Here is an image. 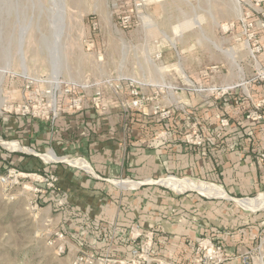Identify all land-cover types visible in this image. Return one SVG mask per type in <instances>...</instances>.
<instances>
[{
	"label": "crops",
	"instance_id": "1",
	"mask_svg": "<svg viewBox=\"0 0 264 264\" xmlns=\"http://www.w3.org/2000/svg\"><path fill=\"white\" fill-rule=\"evenodd\" d=\"M171 83L172 113L165 123L154 116L160 112L126 113L113 102L110 109L71 113L56 127L49 120L10 116L2 135L31 150L52 148L48 152L57 155L56 149L62 156L49 159L47 152L43 160L8 148L4 153L0 149V163L21 162L57 176L55 188L43 184V217L85 252L128 257L139 241L132 239V228L139 226L144 234L153 233L160 258L198 264L197 244L207 237L224 246L225 264H244L243 254L255 248L264 231V205L251 208L253 200L264 202V119L250 116L264 99V81L248 76L231 84L189 77ZM200 85L235 87L222 94ZM195 133L205 139L202 145L187 139ZM168 176L197 180L211 193L176 192L168 180L161 181ZM129 180L142 185L135 188ZM75 253L69 251L73 258Z\"/></svg>",
	"mask_w": 264,
	"mask_h": 264
},
{
	"label": "rangeland",
	"instance_id": "2",
	"mask_svg": "<svg viewBox=\"0 0 264 264\" xmlns=\"http://www.w3.org/2000/svg\"><path fill=\"white\" fill-rule=\"evenodd\" d=\"M248 3L255 2L240 0L237 5L235 0H0V130L4 132L10 126V116L48 120L22 116L13 110L28 95L40 97L42 90L49 88L53 95L40 107L51 112L49 121L56 127L61 118L71 113L109 108L112 102L126 113L154 110L157 105L170 108L167 92L175 86L171 83L174 78L182 82L189 77H213L231 84L244 77L252 78L255 70L246 44L234 37L237 28L229 29L249 8ZM127 16L130 24L123 21ZM228 51L234 53L241 69ZM104 80L110 81L108 86L100 85L104 91L108 88L107 106L97 108L91 98L100 88L95 84ZM130 82L147 98L141 108L132 106L136 98ZM78 84L90 87L82 91L84 102L77 110L71 105L79 90L74 89L72 96L63 91L77 88ZM121 89L123 92H119ZM261 109L263 112L264 106ZM154 116L163 123L171 117ZM0 137L14 140L1 132ZM11 146L0 145V149L8 152ZM38 147L32 151L46 154L52 149ZM260 156L264 159V150ZM31 167L15 161L0 163V174H7L11 168L23 173L11 190L0 182V264H73L69 251L58 254L49 243L51 232L58 228L44 219L42 207L38 213L31 209L29 187L44 189L39 175L46 176ZM201 186L197 189L203 191ZM205 188L203 192L211 193ZM253 202L254 206L264 205L258 200ZM259 236L255 248L243 254V261H247L244 264H264L263 230ZM206 253L203 247L199 249L198 242V264ZM225 262L226 254L220 264ZM210 263L217 264L212 260Z\"/></svg>",
	"mask_w": 264,
	"mask_h": 264
},
{
	"label": "built area",
	"instance_id": "3",
	"mask_svg": "<svg viewBox=\"0 0 264 264\" xmlns=\"http://www.w3.org/2000/svg\"><path fill=\"white\" fill-rule=\"evenodd\" d=\"M142 3H146L148 0H141ZM252 4H249V8L244 10L241 16L230 24L229 29H238V32L234 33V37L237 41H241L246 44V47L249 51L250 58L252 60V65L254 66V75L251 79L264 81V0H253ZM126 24L131 23L130 16L125 17L123 20ZM232 30V32L234 31ZM95 85H110L109 80H104L102 82H98ZM130 85L133 86L131 93L136 98L132 102V106L135 107H143L145 102L147 101L146 96L142 95V93L138 90L134 82H130ZM78 87H67L64 89L63 93L69 96H72V91L77 89L79 90V94L73 96L71 107H75L78 109L82 108V104L84 102V95L82 91L89 88V85L78 84ZM121 86V85H120ZM30 87V84L27 85V88ZM235 86H227V87H210L204 88L209 91L215 92L219 91L222 94H225L229 90L233 89ZM201 89V88H200ZM42 95L40 97L28 95L21 104L13 110L16 114H20L22 116L32 115L34 117H42L46 119L51 118V112L49 110H43V107H40L45 103V100H48L50 94H52V90L45 89L42 90ZM106 91V89H105ZM105 91L100 88L93 94L91 100L94 106L97 108H101L103 106L106 107L107 103H105ZM75 91H73L74 93ZM53 95V94H52ZM149 99V98H148ZM44 106V105H43ZM264 106V99L260 100L257 104H255V110L250 113L254 119H264V113L260 110L261 107ZM154 111L160 112L161 116L166 118L171 116L170 108H162L157 105ZM55 114H53V118H55ZM222 124H228L227 119L222 120ZM189 141L194 142V144L202 145L205 139L196 133V135H190L187 138ZM23 174L19 170L15 168H11L8 170L7 174H0V182L6 185L8 190H11L16 184L19 183V175ZM38 175V174H37ZM46 176L39 175L41 177V181L47 187L55 188L57 182V176L55 174H45ZM31 191V209L32 211L38 213L40 208L42 207V193L44 189L39 186L30 185ZM40 194V196H39ZM131 237L133 240L138 241L137 245L132 248L130 255L126 258H112L109 255L106 256H97L91 252H85L79 246H73L72 240L68 236L67 232L58 229L51 232V237L49 238V243L53 245L58 254H64L67 251L74 250L75 256L73 258V264H183L179 261L175 260H166L160 258L155 254L154 249V236L153 233H143L139 226H134L132 228ZM264 243H261V246ZM204 248L207 250V253L204 254L203 257H200L199 263L201 264H211L210 261L216 262L220 264L223 261L224 247L222 244H215L210 238H202L199 241V249ZM247 256L246 258H248ZM245 258V259H246ZM247 262L246 260H244Z\"/></svg>",
	"mask_w": 264,
	"mask_h": 264
},
{
	"label": "bare ground",
	"instance_id": "4",
	"mask_svg": "<svg viewBox=\"0 0 264 264\" xmlns=\"http://www.w3.org/2000/svg\"><path fill=\"white\" fill-rule=\"evenodd\" d=\"M235 3L238 5L240 3V0H235ZM228 54L229 56L231 57L232 61L234 62V64L236 66H238L240 69L242 68L240 63L237 61V58L236 56L234 55L233 52L231 51H228ZM5 145L7 146H11V142H5L4 143ZM11 148H15V149H18V148H21L17 145V147H14V146H11ZM47 158L49 159H53V160H57L59 159L58 155H55L53 152H48ZM72 159V158H70ZM73 163H75V161H72ZM78 163V161H76ZM178 179V178H177ZM167 179L168 182H169V185H172V186H176L177 188H179V190H184L185 188H197V184L195 182H193L192 180L191 181H185L183 179ZM207 187V186H206ZM208 188V187H207ZM201 189L203 191H206V188L204 186H201ZM219 193V192H218ZM264 200V198H263ZM259 201V200H258ZM263 202V201H262ZM240 203H242L243 205H246L248 206L249 204H246L245 202H243L242 200H240ZM264 203V202H263ZM254 206V205H253ZM252 207V206H251Z\"/></svg>",
	"mask_w": 264,
	"mask_h": 264
},
{
	"label": "water",
	"instance_id": "5",
	"mask_svg": "<svg viewBox=\"0 0 264 264\" xmlns=\"http://www.w3.org/2000/svg\"><path fill=\"white\" fill-rule=\"evenodd\" d=\"M5 142L17 143V145H18L19 147H21V148H19V149L11 148L12 150H15V151H26V152L29 151V153L35 154V155L40 156V157H43V155H44V153L33 152L31 149H29V148H27L26 146L20 144L19 142H16V141H13V140H6V139L0 137V144L5 145V144H4ZM5 146H7V145H5ZM7 147H8V146H7ZM63 160H67V161H69L70 159H68V158H63ZM48 161H52V160H48ZM74 161H78V160H74ZM78 162H82V161H78ZM75 163H76V162H75ZM78 165L83 166L82 163H80V164H78ZM83 167L85 168V170H86L87 172H92V168H91L89 165H88V167H86V166H83ZM167 179H177V178L172 177V176H168V177L162 179L161 181L164 183V181L167 180ZM192 181L195 182L197 185H200V183H199L197 180H192ZM128 183L131 184V185H132L133 187H135V188L140 187V186L142 185L141 182L133 181V180H129ZM168 186H169V188H171L172 190H174V191H176V192L179 191V188H177L176 186H170V185H168ZM204 187H205V186H204ZM192 189H197V188H192ZM262 196H264V195H262ZM249 199H255V197H254V198H249ZM238 201H240V200H238ZM255 207H256V206H252L251 208H255Z\"/></svg>",
	"mask_w": 264,
	"mask_h": 264
}]
</instances>
